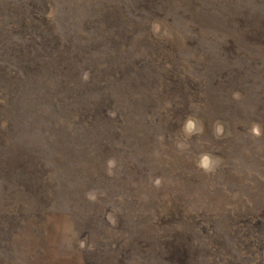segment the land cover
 <instances>
[{"label": "rangeland", "instance_id": "rangeland-1", "mask_svg": "<svg viewBox=\"0 0 264 264\" xmlns=\"http://www.w3.org/2000/svg\"><path fill=\"white\" fill-rule=\"evenodd\" d=\"M0 264H264V0H0Z\"/></svg>", "mask_w": 264, "mask_h": 264}, {"label": "clouds", "instance_id": "clouds-1", "mask_svg": "<svg viewBox=\"0 0 264 264\" xmlns=\"http://www.w3.org/2000/svg\"><path fill=\"white\" fill-rule=\"evenodd\" d=\"M83 78L86 81L88 79V73H85ZM236 95L238 96V94ZM195 129H196L195 122L192 119H188L185 124V131L188 133H191ZM220 131H222V128L218 125L217 132L219 133ZM251 132L255 136H260L261 135L260 126L258 124H253L251 128ZM108 164H109V167H112L114 165V161H109ZM198 166L206 172H211L214 167V158L211 157L209 154H206V153L202 154L199 159ZM157 183H159V181H157Z\"/></svg>", "mask_w": 264, "mask_h": 264}]
</instances>
